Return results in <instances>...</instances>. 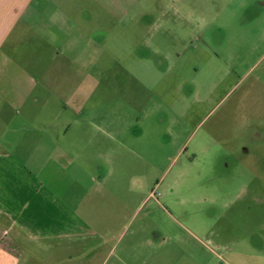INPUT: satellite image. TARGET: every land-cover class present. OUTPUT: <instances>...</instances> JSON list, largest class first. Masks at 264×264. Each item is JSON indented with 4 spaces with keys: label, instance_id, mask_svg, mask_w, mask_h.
<instances>
[{
    "label": "rangeland",
    "instance_id": "374dc122",
    "mask_svg": "<svg viewBox=\"0 0 264 264\" xmlns=\"http://www.w3.org/2000/svg\"><path fill=\"white\" fill-rule=\"evenodd\" d=\"M75 4L100 27L82 61L98 54L144 135L124 178L156 192L148 230L172 234L156 264H264V0Z\"/></svg>",
    "mask_w": 264,
    "mask_h": 264
},
{
    "label": "crops",
    "instance_id": "0c3cea01",
    "mask_svg": "<svg viewBox=\"0 0 264 264\" xmlns=\"http://www.w3.org/2000/svg\"><path fill=\"white\" fill-rule=\"evenodd\" d=\"M67 4L0 0V264H156L172 234L148 230L153 196L124 178L140 123L116 115L98 54L82 61L96 10Z\"/></svg>",
    "mask_w": 264,
    "mask_h": 264
},
{
    "label": "built area",
    "instance_id": "2783aa9c",
    "mask_svg": "<svg viewBox=\"0 0 264 264\" xmlns=\"http://www.w3.org/2000/svg\"><path fill=\"white\" fill-rule=\"evenodd\" d=\"M151 195H152V196L156 195V192L153 191V192L151 193Z\"/></svg>",
    "mask_w": 264,
    "mask_h": 264
}]
</instances>
